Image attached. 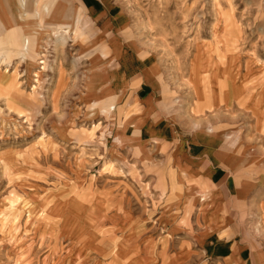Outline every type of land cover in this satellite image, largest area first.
<instances>
[{
    "label": "rangeland",
    "instance_id": "1",
    "mask_svg": "<svg viewBox=\"0 0 264 264\" xmlns=\"http://www.w3.org/2000/svg\"><path fill=\"white\" fill-rule=\"evenodd\" d=\"M36 1L25 31L40 21L35 59L0 52V264H264V0H84L97 19L83 28L85 10L59 8L55 19L81 28L59 46L43 20L51 5ZM105 57L104 73L90 66ZM149 68L164 88L152 115L170 116V100L191 127L138 149L119 130L136 134L149 108L124 104L109 81ZM197 79L225 102L195 104ZM200 125L232 135V180L216 202L204 171L177 178V134L189 142Z\"/></svg>",
    "mask_w": 264,
    "mask_h": 264
},
{
    "label": "crops",
    "instance_id": "2",
    "mask_svg": "<svg viewBox=\"0 0 264 264\" xmlns=\"http://www.w3.org/2000/svg\"><path fill=\"white\" fill-rule=\"evenodd\" d=\"M45 3H49V5H51L50 6L51 14L49 18H43V20L44 21L49 20V22L53 24H57V26H55V28L52 29L51 31L52 35L50 36L48 41L55 43L58 46L60 45L59 44L60 41L62 43L61 45L65 44L69 32L81 31L80 27H74V29H72L71 24L64 22L63 19L64 17H62V15H60L59 18L55 19L56 18L55 16L59 13L57 11L59 8L62 10L64 16L66 14H71L74 8L79 5L77 8L85 10L87 14V16L85 14H82L81 17L84 22L83 24H81V26L84 25L85 21L86 24L84 26L87 25L88 21L96 20L97 19L96 17L99 14L98 12V14L93 15L90 11V5H88L87 2H85L84 0H78L76 2L74 0H45ZM37 4L38 3L36 0H0V52L6 53V52L17 51L18 54L21 55V53L25 51L26 55L21 56L23 59L26 58H28L29 60L35 59V55L37 54L35 51V47L37 45L36 40H38V36L40 35L39 31L42 30V25L40 21H38V23L34 27L36 29L33 31V33H35L36 36L27 39L25 37L26 36L25 31L27 24H31L37 21V18L39 19V13L37 12V8H36ZM41 4L39 7H41ZM61 4L63 6H61ZM44 8L45 10H48L47 6H44ZM113 9L114 7L108 8V11L110 15H112V18L117 16L116 19L114 20L116 21L115 23L117 24L119 16L114 14ZM35 15H37V17H35ZM123 30L126 31L127 29L124 27L121 29V31ZM22 38H24L23 41ZM16 41H18L19 47L21 46L17 50H15ZM118 45L119 48L122 49L123 45H121L120 42H118ZM99 46L97 44L96 47ZM133 56L136 57V54H134ZM103 59H105V61H103L101 64H100V60L98 59L92 60L90 66H92L93 68H97L99 66L98 68H100L102 73H104L108 67H112V64L110 61L109 63H107L106 60L107 57ZM115 61L118 67L119 66L124 67L123 63L125 62L122 60V55L117 56L115 58ZM98 72H100V70ZM95 74L96 76H99V73H95ZM95 74L93 73L94 76ZM134 75L136 76L132 78V76ZM147 75H148L147 71L145 72L139 70L137 73L132 75H126V77L124 78L125 73L123 72V70L119 71L117 69L114 71L113 75L110 76V78L113 79L109 81V84L111 86H114L113 87L114 92L117 93L118 97H121L120 99L124 102V104L125 103L127 104L129 100L130 102H133V99H135L141 102L142 104L141 106H143V108L146 109L149 108V120L145 119L144 116L145 114L143 113L138 116L137 130H135L136 134L130 135L129 133L130 128L127 125H123L119 130L120 135L123 136L124 139H127L129 141L130 147L138 148V149L143 148L142 147L143 143L148 139L150 140L151 138L154 137L160 138L161 142H171V141L173 142L172 135L176 133L175 130L177 131L180 130L181 126H185V123H187L190 126L189 120L187 122L185 120L177 121V118L174 117V113L176 112V107L174 109L172 108L173 102L170 100L166 102V104H164L166 109H168L170 116H168L167 118H161L152 115V113L159 108L157 104L159 100L158 99L155 100L156 89H160V91L163 92L164 88H163V84L159 82V79L153 78L152 76L150 77L151 75L150 68H149V76ZM213 76L215 77V75ZM106 80L103 83L106 84L108 82ZM134 81L136 82V84L134 86H131V83ZM159 84L160 86L158 87ZM210 84L212 83L210 82ZM195 87L196 89H198L197 92L193 93L190 89H188V91L190 92L193 101H196L195 104L198 103L199 107L202 101L204 100L210 101L213 104L212 106L214 105L217 106L216 105L217 103L225 102L224 99L219 100L220 98H218L216 94H214L212 88L211 89L209 88L211 92L207 94V97H203L199 87L198 79L195 82ZM240 87L242 91L243 86L241 85L236 87L234 84H232L230 88H233L235 91H238ZM100 91H101L100 89L92 90V92H96V93ZM233 94L235 95V93ZM236 101L237 103H239L242 102V99L239 98ZM224 105L227 106L228 102L225 103ZM203 127L204 126L200 125L199 127L194 128V130H191V132L189 133V139H190L189 142H186L185 141L186 139L180 136V132L177 134V136L179 135L178 137L174 135L177 138L175 141L176 150L178 153H180L179 155L181 158H185V160L183 159L182 161L179 162L177 161L178 169L180 170V172L177 174V178L179 179L182 175L194 176L198 172L204 171V176H203L205 177L204 179L207 181H211V183L212 182L216 183L217 187L219 188L218 191L212 195L214 197V202H216L219 196L223 198V194L224 193L227 194L228 192V190L226 189L225 192L223 190V186L220 185L222 183H225L226 187L230 186L228 181H230L231 177H229L230 174L228 175V172L230 173V168L233 167L235 161L233 157V153H231L233 148V143L231 142L232 135H230L227 138H225V136L223 137L222 131L217 130V127L214 128L212 131H210L211 128L208 129L210 133L207 134L205 133L206 128L204 129ZM145 137H149V138L145 139ZM195 150H197V152H195ZM174 156L178 157L176 154ZM202 161L207 162V166L204 168L200 167ZM225 200L227 199L225 198ZM209 203L210 202H208V205H210ZM260 209H261V213L259 214L260 218H259L258 226L264 230V209L263 207H261Z\"/></svg>",
    "mask_w": 264,
    "mask_h": 264
},
{
    "label": "bare ground",
    "instance_id": "3",
    "mask_svg": "<svg viewBox=\"0 0 264 264\" xmlns=\"http://www.w3.org/2000/svg\"><path fill=\"white\" fill-rule=\"evenodd\" d=\"M65 33H66V31H65ZM61 37V36H60ZM57 40H59V39H57ZM61 40H63V39H61ZM60 43H61V41H60Z\"/></svg>",
    "mask_w": 264,
    "mask_h": 264
}]
</instances>
